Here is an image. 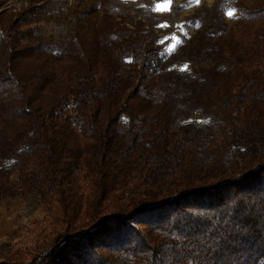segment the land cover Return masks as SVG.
Wrapping results in <instances>:
<instances>
[{
	"label": "trees",
	"instance_id": "1",
	"mask_svg": "<svg viewBox=\"0 0 264 264\" xmlns=\"http://www.w3.org/2000/svg\"><path fill=\"white\" fill-rule=\"evenodd\" d=\"M36 7L0 10V203L34 196L47 245L0 264H262L264 0L204 9L194 75L108 15L47 38Z\"/></svg>",
	"mask_w": 264,
	"mask_h": 264
},
{
	"label": "rangeland",
	"instance_id": "2",
	"mask_svg": "<svg viewBox=\"0 0 264 264\" xmlns=\"http://www.w3.org/2000/svg\"><path fill=\"white\" fill-rule=\"evenodd\" d=\"M217 0H4L2 16H15L30 7H37L27 14L30 27L38 26L47 38L60 39L68 33L71 24L91 33L107 15L115 24L117 34L131 37L130 52L141 57L146 41L157 39L165 55L164 64L175 70L196 74L192 66L181 57L185 42L208 20L210 9ZM93 6V12L86 9ZM237 12L228 9L223 14L231 25ZM128 61L123 64L127 67ZM160 78L157 77V81ZM206 119L193 111L181 123L203 126ZM46 210L34 196L6 199L0 203V261L3 259H27L36 248L47 245L48 228ZM264 264V261L263 263Z\"/></svg>",
	"mask_w": 264,
	"mask_h": 264
}]
</instances>
